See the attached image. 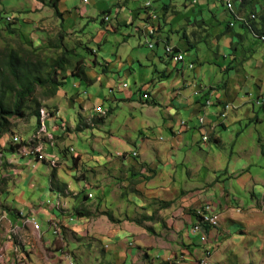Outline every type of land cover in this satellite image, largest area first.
<instances>
[{
    "label": "crops",
    "instance_id": "obj_1",
    "mask_svg": "<svg viewBox=\"0 0 264 264\" xmlns=\"http://www.w3.org/2000/svg\"><path fill=\"white\" fill-rule=\"evenodd\" d=\"M51 1L32 0L5 39L81 56L84 18L98 15V50L81 56L82 76L72 65L60 77L42 101L46 119L20 120L38 122L28 141L15 133L21 124L0 136V264H196L207 251L212 264H264V63L252 49L239 55L245 38L229 27L230 9L221 0H73L70 10L59 0L57 17ZM247 1L234 0L236 14L264 9L241 11ZM254 21L239 25L259 39ZM109 32L121 33L110 52L101 45ZM225 33L223 52H195L208 41L219 49ZM69 77L74 94L63 89ZM207 204L217 228L193 233Z\"/></svg>",
    "mask_w": 264,
    "mask_h": 264
},
{
    "label": "trees",
    "instance_id": "obj_2",
    "mask_svg": "<svg viewBox=\"0 0 264 264\" xmlns=\"http://www.w3.org/2000/svg\"><path fill=\"white\" fill-rule=\"evenodd\" d=\"M58 2L52 0L50 6L55 15L60 17ZM7 30L13 34L12 29ZM15 41L17 43L0 48V136L12 130L14 120L39 119L42 101L55 96L64 83V77H60L72 65L78 76L84 74L83 58L72 49L60 45V53L52 56L46 50L32 48L20 40Z\"/></svg>",
    "mask_w": 264,
    "mask_h": 264
},
{
    "label": "rangeland",
    "instance_id": "obj_3",
    "mask_svg": "<svg viewBox=\"0 0 264 264\" xmlns=\"http://www.w3.org/2000/svg\"><path fill=\"white\" fill-rule=\"evenodd\" d=\"M68 1H69V3H68L69 8H70V10H72L73 7L71 4H73V0H68ZM144 1H148V0H140V2H137L136 4H132L133 8H136L140 4H143ZM210 1L215 2L218 5H220V2L217 0H210ZM263 1L264 0H261V1L252 0L250 3H248V1H247V5H242V7H241V9H242L243 7L246 6L245 8H247V9H242L241 11H244V12H246L247 10H249L250 12L254 11L255 9L253 7L255 6V4H260ZM74 2H76V0H74ZM152 2H153V4H156L157 0H152ZM228 2H230L232 4V6H233V4H235V3H233L232 0H229ZM238 5H239V3H238ZM238 5L235 6L236 9L239 7ZM233 8H234V6H233ZM31 9H32V0H0V48L4 47L6 45H11L14 42L17 43V41H15V40L5 39V35L7 34V31H8L7 29L10 27L14 28V27H19V26H24L23 19L26 16V14L29 13V11ZM103 9L106 11L110 10V9H108V7H105V6L103 7ZM255 15H256L255 21L253 22L254 26L257 29L260 30V28H261L264 31V29H263V27H264V9H262V11L260 13L256 12ZM231 16L233 17L232 14H231ZM231 16H230V18H231ZM8 19H15L16 22L15 23L8 22ZM95 19L96 20L94 22H91V21H88L89 17L84 18V23H83L84 28H83V31L81 32L82 35L80 36L81 41H82L81 42L82 46L79 47V50H80L79 53L87 61L93 59V55L91 54L90 50H95V51L98 50L97 45L92 42V37L97 36V31L99 29H101V25H100V19H99L98 15H95ZM86 24H89V25L87 26ZM222 26H224V24ZM120 30H121V28H120ZM123 32L124 31L122 29L121 33H123ZM234 32L242 33L244 35V38H245L243 40V42H240L239 40H237L238 43L236 45V48L238 49L239 55H240V53H242L243 49L246 50V52L250 51L252 49V50L256 51L255 52L256 59L258 61L264 63V56L262 55V52H261V48L263 47V45H262L260 39L254 37L253 34L249 30L242 28L239 24H237L236 27L234 28ZM121 33L120 32L119 33H110L109 32L106 36V39H105L106 41H103V43L101 44L103 46V48H105V50H107L109 52L112 51L114 49V45H115V43H113V37H119V36H121ZM213 36H215V35H213ZM226 36L227 35L225 33L224 37L219 40V42H220V48L219 49L212 48L210 42L208 41L207 44L203 43L200 46V48L195 52H197L200 55L206 56L208 58H212V51L215 53H218V51L223 52V45L226 42V40H225ZM85 48H88V49L86 50ZM47 53L49 55H52V56L59 54V52L56 50H55V52L54 51H47ZM203 65L208 66L207 64H204V63H203ZM210 65H211V63H210ZM75 83H79V80L77 79V81ZM73 84H74V79L72 77H69L68 79L65 80V84L63 85V89L67 92L71 91L74 94L75 89H73V86H74ZM38 97L41 98L40 92H38ZM62 108H63V110L61 113L66 118V120L73 117V115H74L73 109L66 106V104L64 106H62ZM47 109L52 110L54 108L48 107ZM75 110H78V106L75 107ZM42 112H43V114H42ZM40 116H41V118L44 117V119H46L47 113L43 109H41ZM13 124L16 125V127L18 124H21V128L17 129L15 133H18L17 135H19V136L24 133L23 139L25 141H28L29 138L32 136V134L36 131L38 122L36 119H33V122L31 123L30 128L27 127V122H25V121L23 122L20 120H14ZM12 141H13V143H15L14 139H12ZM15 145H18V144L15 143ZM77 147L78 146H76V148ZM33 152H35V151L33 150ZM36 154H37V157L40 156V153L39 154L36 153ZM0 162H1V157H0ZM22 263L23 262H21L20 264H22Z\"/></svg>",
    "mask_w": 264,
    "mask_h": 264
},
{
    "label": "built area",
    "instance_id": "obj_4",
    "mask_svg": "<svg viewBox=\"0 0 264 264\" xmlns=\"http://www.w3.org/2000/svg\"><path fill=\"white\" fill-rule=\"evenodd\" d=\"M221 1L223 2L224 6L226 8L227 7V2L229 0H221ZM144 8L145 9H148V11H152V10H150L151 9V3L150 2L145 3ZM10 21H11V19H8V22H10ZM237 23L238 24H242L243 22H237L236 21V18H235V23L234 24H229V26L230 27H234L235 24H237ZM155 34H156V28L155 27L153 28L152 33H147V35L150 38L153 37V36H155ZM149 47L152 48L153 47V43H149ZM166 55L168 57H175L177 59V63H180L182 61V53L181 52H178L173 47H167V53H166ZM192 68H193V65H192ZM228 108L229 107L226 106L225 107V110H227ZM97 109H99V110H97ZM97 109H96V111H102L100 108H97ZM224 115L225 114H223L222 116L224 117ZM42 129H44V128L42 127ZM12 139H17L18 140V145H21V139L19 137L13 136ZM203 140L204 141H207L208 140V137L205 136L203 138ZM133 155L136 156L137 153H133ZM39 160H46V157H45V155L43 153H40ZM53 160H49V164H53ZM1 161H2V153H1ZM211 210H212L211 205H208L207 204V206L205 208H203L201 210H198L196 212V215H197V218H198V221L199 222L196 225L193 226V228H192V232L193 233H197L200 230V227L202 225L207 226V227H210V228H217V221H220V219L205 218V211H211ZM32 226H33V229L36 230V231H38L39 228H40L39 224L35 220H32ZM54 233L56 235H60V229L58 227H56L54 229ZM1 258H2V254L0 253V260H1ZM23 264H25V263H23ZM68 264H74L73 261H72V259H70V263H68ZM198 264H212L211 261H210V253H209V251H207L205 253L204 257L200 258V263H198Z\"/></svg>",
    "mask_w": 264,
    "mask_h": 264
},
{
    "label": "bare ground",
    "instance_id": "obj_5",
    "mask_svg": "<svg viewBox=\"0 0 264 264\" xmlns=\"http://www.w3.org/2000/svg\"><path fill=\"white\" fill-rule=\"evenodd\" d=\"M227 7H228V10L230 11V12H232L233 14V16H234V18H236V21L237 22H243L242 23V25H245V26H247V27H249L250 28V20L251 19H253V20H255V16L254 15H252V16H245V17H242V16H240V15H238V14H236L235 13V11H234V8H233V6H232V4L230 3V2H227ZM108 16V15H107ZM104 21L105 22H107V21H109V17H104ZM230 24H234V23H230ZM152 31L153 30H150L148 33H152ZM259 39H260V41H261V43H264V35H260L259 36ZM169 47V46H168ZM166 51H167V48H166ZM173 60L175 61V62H177V59L175 58V57H173ZM190 68H192V65L190 66ZM42 114H43V112H42ZM43 118V117H42ZM200 122H203V119H200ZM42 126H43V123H42ZM42 131H43V129H42ZM14 142L15 143H18V140L17 139H14ZM35 152L36 153H41L40 152V150H35ZM56 164V163H55ZM207 206V205H206ZM205 206V207H206ZM204 207V208H205ZM203 209V208H202ZM210 212L211 211H205V218H210V219H217L216 217H214V216H212L211 214H210ZM217 225H218V221H217ZM198 263H200V260L199 261H197V263L196 264H198Z\"/></svg>",
    "mask_w": 264,
    "mask_h": 264
},
{
    "label": "clouds",
    "instance_id": "obj_6",
    "mask_svg": "<svg viewBox=\"0 0 264 264\" xmlns=\"http://www.w3.org/2000/svg\"><path fill=\"white\" fill-rule=\"evenodd\" d=\"M97 110H99V109H97ZM137 203H139V201H137ZM121 255H123V254H121Z\"/></svg>",
    "mask_w": 264,
    "mask_h": 264
}]
</instances>
